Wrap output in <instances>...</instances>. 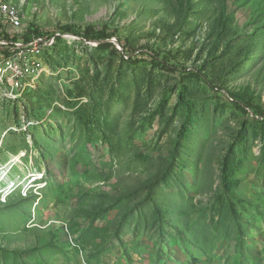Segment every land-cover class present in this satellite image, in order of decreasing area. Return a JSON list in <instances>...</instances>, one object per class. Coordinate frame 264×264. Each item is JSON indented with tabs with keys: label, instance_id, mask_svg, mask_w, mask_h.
<instances>
[{
	"label": "rangeland",
	"instance_id": "374dc122",
	"mask_svg": "<svg viewBox=\"0 0 264 264\" xmlns=\"http://www.w3.org/2000/svg\"><path fill=\"white\" fill-rule=\"evenodd\" d=\"M33 2L29 28L105 27L136 60L62 35L0 88V264H264V118L225 95L264 108V0Z\"/></svg>",
	"mask_w": 264,
	"mask_h": 264
},
{
	"label": "built area",
	"instance_id": "2783aa9c",
	"mask_svg": "<svg viewBox=\"0 0 264 264\" xmlns=\"http://www.w3.org/2000/svg\"><path fill=\"white\" fill-rule=\"evenodd\" d=\"M32 0H0V25L11 36V40L0 41V88L10 98L27 89L33 88L47 70L46 51L51 48L55 38L48 40L37 37L26 42L28 34L26 14L29 9L32 15L39 10Z\"/></svg>",
	"mask_w": 264,
	"mask_h": 264
},
{
	"label": "trees",
	"instance_id": "16d2710c",
	"mask_svg": "<svg viewBox=\"0 0 264 264\" xmlns=\"http://www.w3.org/2000/svg\"><path fill=\"white\" fill-rule=\"evenodd\" d=\"M76 28H77L76 26H71V25L61 26L57 29V32H56L57 35L59 36L55 34L53 37H47L44 31L41 30L37 25H31V27L28 30V34L25 37V40L26 42H29L37 37H45L48 40L55 38V40H57V39H61L62 35H66L70 33L75 34L77 37H82L86 41H105V40L115 38V35L112 32H109V30L105 27L102 28L101 30H96L93 27H88L87 29L83 31L82 30L76 31ZM2 30H3V27L2 25H0V41L11 40V36L7 34L6 32H1ZM117 41L119 42L122 48V52H119L116 49V47L111 43L100 44L98 45V48L108 49L109 51H111V54H118V55H121L122 57H127L130 62H135L136 59L133 56L136 51L132 49L130 46H128L126 43L121 44L119 39H117ZM147 50L148 52L142 53L141 55L146 56L148 61L152 63L154 66H156L157 68H159L160 70L168 74L180 73L181 77H183L184 79L191 78V79H194L204 84L213 92L220 91V88L214 82H212L210 78L202 70L196 69V68L195 69L193 68L190 70L183 69L182 67H180L179 64L172 63V61L170 60L169 54L166 53L165 51L148 49V48ZM225 95H227L232 100V104L238 112L242 114H247L248 111H250L252 115L264 118V108L261 109L254 105L247 104L246 101L235 97L233 93L227 90L225 91ZM159 182L160 180H156L152 184V186L150 185L149 186L150 190H152L154 185L158 184ZM230 209H231L232 214L236 216L237 215L236 203L233 200H230Z\"/></svg>",
	"mask_w": 264,
	"mask_h": 264
},
{
	"label": "water",
	"instance_id": "95a60500",
	"mask_svg": "<svg viewBox=\"0 0 264 264\" xmlns=\"http://www.w3.org/2000/svg\"><path fill=\"white\" fill-rule=\"evenodd\" d=\"M67 36H70V37H73V38H80V39H83L81 37H77L75 34H66ZM66 35H63V36H66ZM85 40V39H84ZM86 41V40H85ZM87 43L89 44H94V45H100V44H103V43H111L113 44L114 46H116L117 50L119 52H122V48L119 44V42L116 40V39H109V40H105V41H86ZM127 58V57H126Z\"/></svg>",
	"mask_w": 264,
	"mask_h": 264
}]
</instances>
